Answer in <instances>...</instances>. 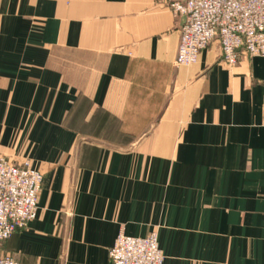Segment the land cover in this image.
<instances>
[{
	"label": "crops",
	"instance_id": "0c3cea01",
	"mask_svg": "<svg viewBox=\"0 0 264 264\" xmlns=\"http://www.w3.org/2000/svg\"><path fill=\"white\" fill-rule=\"evenodd\" d=\"M176 0H0V156L43 174L21 264H264V56L177 63ZM183 1V0H181Z\"/></svg>",
	"mask_w": 264,
	"mask_h": 264
},
{
	"label": "built area",
	"instance_id": "2783aa9c",
	"mask_svg": "<svg viewBox=\"0 0 264 264\" xmlns=\"http://www.w3.org/2000/svg\"><path fill=\"white\" fill-rule=\"evenodd\" d=\"M173 11L183 17L177 63L189 65L213 40L221 43L223 62L234 66L239 52L264 56V0H176ZM43 174L30 159L14 162L0 156V242L24 228L38 211ZM110 264H164L158 233L145 237L121 232L110 249ZM0 264H21L0 256Z\"/></svg>",
	"mask_w": 264,
	"mask_h": 264
}]
</instances>
